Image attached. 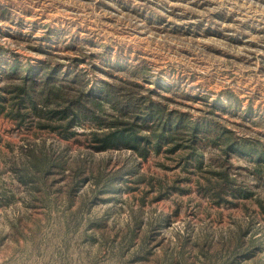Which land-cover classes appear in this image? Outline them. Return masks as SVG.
Returning a JSON list of instances; mask_svg holds the SVG:
<instances>
[{
    "label": "rangeland",
    "instance_id": "1",
    "mask_svg": "<svg viewBox=\"0 0 264 264\" xmlns=\"http://www.w3.org/2000/svg\"><path fill=\"white\" fill-rule=\"evenodd\" d=\"M0 8V59L80 69L86 88L130 79L170 108L212 111L236 135L264 142V0ZM64 124L0 115V264H264V180L246 175V160L232 156L230 171L252 195L217 203L203 192L208 163L198 169L166 146L145 158L95 151L89 120Z\"/></svg>",
    "mask_w": 264,
    "mask_h": 264
},
{
    "label": "trees",
    "instance_id": "2",
    "mask_svg": "<svg viewBox=\"0 0 264 264\" xmlns=\"http://www.w3.org/2000/svg\"><path fill=\"white\" fill-rule=\"evenodd\" d=\"M0 16L3 17L1 8ZM45 53L51 55L48 50ZM111 64L112 68L134 76L138 72L136 67L128 69L121 62ZM37 66L32 69L16 59H0V115L18 124L34 116L63 120V130L77 119H87L94 126L89 137L95 151L130 149L145 158L150 150L157 152L166 146L167 152H180L181 160L198 169L208 163L211 169L207 171L203 192L217 203L225 201L227 196L249 198L252 195L230 171V158L234 155L249 163L246 175L264 180V142L236 135L231 128L215 120L212 111L193 117L153 99V94L158 95L153 89H144L130 79L105 80L97 87L86 88L88 79L80 69L59 73L58 66L48 61ZM52 104L59 109L54 110L50 107ZM229 106L237 108L234 104ZM247 111L251 112L250 108ZM241 116H245L244 112ZM71 133L64 136L67 138Z\"/></svg>",
    "mask_w": 264,
    "mask_h": 264
}]
</instances>
